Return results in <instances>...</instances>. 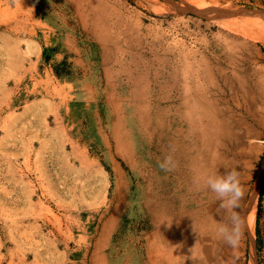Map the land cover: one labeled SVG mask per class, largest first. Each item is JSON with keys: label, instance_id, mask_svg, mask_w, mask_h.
<instances>
[{"label": "rangeland", "instance_id": "rangeland-1", "mask_svg": "<svg viewBox=\"0 0 264 264\" xmlns=\"http://www.w3.org/2000/svg\"><path fill=\"white\" fill-rule=\"evenodd\" d=\"M206 131L245 196L201 255ZM156 263L264 264V0H0V264Z\"/></svg>", "mask_w": 264, "mask_h": 264}, {"label": "bare ground", "instance_id": "bare-ground-1", "mask_svg": "<svg viewBox=\"0 0 264 264\" xmlns=\"http://www.w3.org/2000/svg\"><path fill=\"white\" fill-rule=\"evenodd\" d=\"M211 120V117L208 118L207 124H204V126L210 130H212L213 128ZM206 132L208 133V139L207 141L199 140L200 147L197 150V159H195L199 163L200 173L197 174L198 182L192 189V195H197L198 199L196 202L192 203L190 207L187 208V210L183 209L184 207L182 205L179 206L177 210L180 211L183 209V212L186 211L185 216L181 218L179 226L177 228L180 230V232H182V239L183 236L185 237L188 228L190 227L191 231L196 235L197 248L198 250H200L199 252L201 253V255L204 253L207 246L212 245V243L219 237L218 233L214 230L216 228L214 219L218 218L219 216V208H217V205L221 203L217 199L215 193L208 189L204 183L206 177L215 175L217 172L215 155L212 152V150L215 151V142L213 140L214 136L211 135L209 131ZM176 215L179 216L183 214L176 213ZM173 218L174 216H172V218L169 217L168 219L171 220ZM153 241L157 245L155 248V251L157 253L158 251H160L163 244L159 235V231L155 233ZM199 257L202 258L201 256Z\"/></svg>", "mask_w": 264, "mask_h": 264}, {"label": "clouds", "instance_id": "clouds-1", "mask_svg": "<svg viewBox=\"0 0 264 264\" xmlns=\"http://www.w3.org/2000/svg\"><path fill=\"white\" fill-rule=\"evenodd\" d=\"M175 166L176 164L171 154L159 163V168L165 172L172 171ZM204 183L221 202V209L230 213V222L227 224L221 223L217 228L219 236L228 246L232 248L238 247L243 236V221L236 209L240 208L241 201L245 196V189L240 182V173L233 168L226 170L222 175L206 177Z\"/></svg>", "mask_w": 264, "mask_h": 264}, {"label": "trees", "instance_id": "trees-1", "mask_svg": "<svg viewBox=\"0 0 264 264\" xmlns=\"http://www.w3.org/2000/svg\"><path fill=\"white\" fill-rule=\"evenodd\" d=\"M262 181V180H261Z\"/></svg>", "mask_w": 264, "mask_h": 264}]
</instances>
